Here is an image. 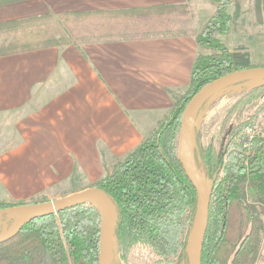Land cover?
Listing matches in <instances>:
<instances>
[{
	"label": "trees",
	"instance_id": "trees-1",
	"mask_svg": "<svg viewBox=\"0 0 264 264\" xmlns=\"http://www.w3.org/2000/svg\"><path fill=\"white\" fill-rule=\"evenodd\" d=\"M20 0H0V4ZM212 15L197 33L188 4L158 5L113 11L41 15L0 23V56L85 40H123L194 34L199 54L191 68L187 91L175 100L157 127L118 165L101 178L100 188L115 206V236L121 259L132 247L150 249L148 264L188 260L186 243L194 226L197 195L176 155L182 110L202 86L236 70L249 60L231 53L216 35L228 32L233 0H209ZM256 21L264 25V0H255ZM251 109V112L249 110ZM264 83L237 95L220 123L218 147L194 144L200 175L208 182L207 229L201 264H253L263 248L264 222L244 200L249 185L264 198ZM246 126L253 135L240 136ZM215 148V149H214ZM0 205V210L6 208ZM238 212V237H227L230 211ZM2 212L0 211V214ZM99 212L83 203L25 224L0 243V264H98ZM249 229L248 232H244Z\"/></svg>",
	"mask_w": 264,
	"mask_h": 264
},
{
	"label": "crops",
	"instance_id": "crops-1",
	"mask_svg": "<svg viewBox=\"0 0 264 264\" xmlns=\"http://www.w3.org/2000/svg\"><path fill=\"white\" fill-rule=\"evenodd\" d=\"M180 4H188L197 33L214 10L209 0H20L0 4V23ZM199 48L187 33L72 40L0 56V118L23 127L0 150L1 184L26 199L70 183L77 171L96 179L110 155H128L170 113L189 87Z\"/></svg>",
	"mask_w": 264,
	"mask_h": 264
},
{
	"label": "rangeland",
	"instance_id": "rangeland-1",
	"mask_svg": "<svg viewBox=\"0 0 264 264\" xmlns=\"http://www.w3.org/2000/svg\"><path fill=\"white\" fill-rule=\"evenodd\" d=\"M228 9L232 15L230 28L226 34H218L216 35V37L222 41V43L231 53L239 54L242 57L248 59L250 66H264V25L259 24L256 21L257 18L255 11V0H234L232 1ZM53 17L54 19H56L58 16ZM212 52V49H208L205 47L199 48V54L201 55L209 54ZM262 83H264V81L262 80H250L241 82L229 86L209 98L201 106L194 123L196 140L200 143V145L205 146L208 144H212V146L217 148L218 142H216V139L220 123L223 121V118L232 103H234V101L236 100L237 95ZM249 112H251V109L249 110ZM260 117L261 119H264V113L261 114ZM11 124L13 125L12 127ZM18 128H23L19 119L17 120L16 118L11 117L0 118V150H4L6 148L5 144H7V136L11 135ZM247 128L252 127L246 126L245 128H243L240 136H243V131ZM179 131L176 137V155ZM3 156L4 155L0 153V163L2 165H4L2 161V158H4ZM126 157L127 155L122 158L113 157L110 155L106 167L107 169L102 171V173H100V175L96 179H92L88 175H83L81 171H77L76 175H72L70 183L60 182L58 184H54L53 186L47 188V191L45 193H40L26 199L19 198V196L14 195L9 190V188L3 186L0 182V205H6L9 207L13 205L58 200L70 194L96 187L97 182L101 178L113 174L118 165ZM2 177L6 179V175H3ZM243 191L245 202L248 204V206L251 207L254 214L264 222V198H262V196L249 185H244ZM229 215L230 223L228 225L229 231L227 232V237H229L232 241H236L238 237V226L236 227L238 212L236 208H233L230 211ZM16 216V212L0 214V233L5 231L11 225ZM248 231L249 229L247 228L244 234ZM262 243H264V239ZM126 257L127 261L124 262L120 257L116 241L111 264H148L156 259V256L151 253L150 249L145 247L141 248V246L132 247L127 253ZM176 264H188V260L180 261ZM253 264H264V244L263 248H261L260 250V255L256 258Z\"/></svg>",
	"mask_w": 264,
	"mask_h": 264
},
{
	"label": "water",
	"instance_id": "water-1",
	"mask_svg": "<svg viewBox=\"0 0 264 264\" xmlns=\"http://www.w3.org/2000/svg\"><path fill=\"white\" fill-rule=\"evenodd\" d=\"M250 80L264 81V66L236 70L208 82L191 96L183 109L177 141V159L197 195L195 223L186 243L188 264H201L202 244L208 223L210 194L209 184L200 175L194 158V123L197 114L201 106L213 95L229 86ZM83 203H92L99 212L98 264H111L116 246L115 206L98 187L73 193L58 200L13 205L0 210L2 213H17L11 225L0 233V243L11 239L25 224L34 219L56 214Z\"/></svg>",
	"mask_w": 264,
	"mask_h": 264
},
{
	"label": "built area",
	"instance_id": "built-area-1",
	"mask_svg": "<svg viewBox=\"0 0 264 264\" xmlns=\"http://www.w3.org/2000/svg\"><path fill=\"white\" fill-rule=\"evenodd\" d=\"M253 135V129L252 128H247L246 130L243 131V138L245 139V142L247 139H249Z\"/></svg>",
	"mask_w": 264,
	"mask_h": 264
}]
</instances>
